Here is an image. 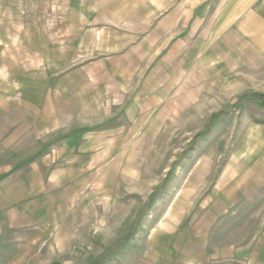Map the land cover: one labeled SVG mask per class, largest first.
<instances>
[{"label": "crops", "instance_id": "obj_1", "mask_svg": "<svg viewBox=\"0 0 264 264\" xmlns=\"http://www.w3.org/2000/svg\"><path fill=\"white\" fill-rule=\"evenodd\" d=\"M82 1L72 17L77 29L89 27L87 39H45L36 50L33 39L0 36V243L38 244L56 208L52 191L73 186L111 153V109L132 110L146 94L123 87L131 76L156 75L183 51L190 61L194 49L202 67L212 57L222 71L232 61V69L264 74V0ZM139 22L145 31L129 30ZM162 39L172 46L162 47ZM16 42L22 45L7 61L2 47ZM151 52L159 61L142 73ZM254 172L253 184L217 182L189 227L155 245L153 264H264V166Z\"/></svg>", "mask_w": 264, "mask_h": 264}, {"label": "rangeland", "instance_id": "obj_2", "mask_svg": "<svg viewBox=\"0 0 264 264\" xmlns=\"http://www.w3.org/2000/svg\"><path fill=\"white\" fill-rule=\"evenodd\" d=\"M78 3L83 7L82 0H0L1 39H33L36 50L45 39L54 45L77 33L87 39L89 27L74 26ZM14 22L22 27L13 28ZM139 23L129 30L145 31ZM164 40L162 47L172 46ZM21 45L5 44L4 58ZM194 50L190 61L183 51L156 75L123 81L125 89L137 85L146 94L132 110L111 109V153L93 171L81 172L73 186L52 191L56 208L39 243L1 242L0 264H153L155 245H167L170 233L189 227L217 182H255L249 175L264 166V74L232 69V61L226 64L231 70L222 71L212 57L202 67ZM158 55H146L142 73L158 63ZM71 65L66 61V68Z\"/></svg>", "mask_w": 264, "mask_h": 264}, {"label": "built area", "instance_id": "obj_3", "mask_svg": "<svg viewBox=\"0 0 264 264\" xmlns=\"http://www.w3.org/2000/svg\"><path fill=\"white\" fill-rule=\"evenodd\" d=\"M263 89H264V86H263Z\"/></svg>", "mask_w": 264, "mask_h": 264}]
</instances>
